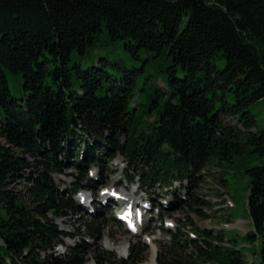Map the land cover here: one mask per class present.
I'll list each match as a JSON object with an SVG mask.
<instances>
[{
    "label": "trees",
    "instance_id": "trees-1",
    "mask_svg": "<svg viewBox=\"0 0 264 264\" xmlns=\"http://www.w3.org/2000/svg\"><path fill=\"white\" fill-rule=\"evenodd\" d=\"M101 39L134 60L152 53L169 63L163 88L143 78V65L106 56L70 63ZM6 70L22 79L18 97ZM262 100L264 0H0V264H87L88 255L95 264H139L134 247L116 261L86 242L101 239L100 210L81 213L73 232L55 224L79 215L74 195L95 184L90 167L101 171L103 158L120 156L124 178L146 192L174 182L190 192L206 176L225 186L224 165L247 152L259 163L244 171L252 230L243 241L255 244L254 261L224 232L197 228L196 239L170 232L155 261L264 264V126L250 111ZM67 168L80 178L61 193L52 175ZM207 205L189 193L196 216ZM64 238L77 241L57 254Z\"/></svg>",
    "mask_w": 264,
    "mask_h": 264
},
{
    "label": "rangeland",
    "instance_id": "rangeland-1",
    "mask_svg": "<svg viewBox=\"0 0 264 264\" xmlns=\"http://www.w3.org/2000/svg\"><path fill=\"white\" fill-rule=\"evenodd\" d=\"M100 56H106L112 63H119L123 67L131 68L143 65L145 67V77L143 78L158 79L155 82L156 86L163 88L160 80L164 77L161 72L169 63L154 58L152 53H141L139 60H134L124 51L121 45L107 44L103 39L93 48L88 49L84 56L74 52L70 63L78 61L84 65L91 64L96 62ZM222 65L223 63H217L220 68ZM5 73L11 95L18 97L22 83L21 77L8 70ZM136 104L137 101L134 100L133 105ZM250 111L256 121L257 129L261 130L264 126V100L251 106ZM144 119L148 120L147 117ZM232 123L242 130V127L236 121H232ZM27 159L33 162L32 158ZM39 159L37 158V160ZM102 161L103 169L101 171L96 166H92L88 170L87 179L95 183L92 188L82 190L74 195L75 201L81 207V211H78L79 215L55 220V224L60 230L73 232L74 228L78 226L81 213V215H85L100 210L101 213H104L103 217L105 219V228L101 239L95 241L89 239L87 241L92 245V248L112 253L116 261L121 258L117 256L118 254H115L113 247L120 246L127 248V251L134 247V250L139 251L141 255L139 264H152L153 249L157 251V246L168 245L170 239L168 234L178 232V228L183 235L190 239L200 238V234L194 231L195 228L205 230L212 236L222 231L224 232L225 243L228 241L232 244L237 243L238 247L242 249L246 261H254L255 255L251 253V249L255 244L243 241L244 235L252 230L246 209L248 183L244 171L246 168L259 164L254 154L247 152V154L237 157L232 163L224 165L225 186L218 185L217 181L206 176L205 182L196 190L190 192L185 190L184 185H186V182L183 185L174 182L171 187L155 189L152 191L153 193L145 190L140 191L136 197L144 198L142 203L149 209V212L146 214L143 224L146 232L143 234L137 233L136 235L128 234L124 225L117 220L116 214L122 211L120 210L122 203L113 201L114 197L111 194L113 192L117 194L118 191L120 192L124 188L135 192L139 187L138 182L134 180L130 183L124 178L125 163L120 156L113 159L103 158ZM52 178L62 193L68 191L73 184H77L80 175L76 170L67 168L62 174H53ZM99 180L102 182H99ZM84 183L82 182L80 185H84ZM13 187L16 189L22 188L21 184H16ZM189 193H193L209 203L207 206L197 207L204 214L202 217L196 216L186 206L189 203ZM103 196H110L111 200L105 203ZM111 217H114L117 222ZM158 227H160V230L157 231ZM63 242L65 245H69L73 243V240L64 238ZM110 244L112 248L109 247ZM65 251L66 247L64 245H59L55 249L57 254H64ZM119 254L123 255L124 253L122 251ZM87 258V264H95L90 255ZM126 258L127 256H124V259ZM154 264H156L155 258Z\"/></svg>",
    "mask_w": 264,
    "mask_h": 264
},
{
    "label": "bare ground",
    "instance_id": "bare-ground-1",
    "mask_svg": "<svg viewBox=\"0 0 264 264\" xmlns=\"http://www.w3.org/2000/svg\"><path fill=\"white\" fill-rule=\"evenodd\" d=\"M113 197H114L113 201H115L116 203L117 201L122 203V205H120L122 208V211L118 213V216L120 218H122L123 214L127 212L129 209L133 211L134 214L136 213V210H143L144 208L145 210L147 209L144 203H142L141 199L139 197H136L135 192H131L130 190H127L125 188L120 192L118 191L117 194H114ZM103 199L105 200V203L111 200L110 196H103ZM129 221L134 222L135 220L133 218V219H129ZM140 224H142V222ZM124 250L125 249L122 248V249L117 250V252L120 253L123 251L124 253L125 252ZM154 257H155V249H153L152 251V264H154Z\"/></svg>",
    "mask_w": 264,
    "mask_h": 264
}]
</instances>
